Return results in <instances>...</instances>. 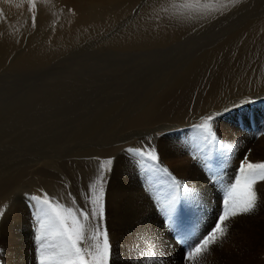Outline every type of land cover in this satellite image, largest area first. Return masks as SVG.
<instances>
[{
  "label": "rangeland",
  "instance_id": "rangeland-1",
  "mask_svg": "<svg viewBox=\"0 0 264 264\" xmlns=\"http://www.w3.org/2000/svg\"><path fill=\"white\" fill-rule=\"evenodd\" d=\"M185 1H171L172 15L169 16H173L175 24L181 20L185 24L182 27L184 33L178 37L177 41L170 40L166 46L161 47L159 50L153 49V51H149L143 47L142 51L139 48L132 47L134 50L118 48L106 50L104 54H99L101 50L96 48V45L106 36H113L119 30L121 31L123 27L122 21L118 22L119 18L113 16L111 26L107 28L108 30H102L93 35L92 29L97 27L94 30L99 31L100 29L98 28L106 24L108 19L106 18V21H103L102 18L98 19V17L93 16L89 10L85 11L84 7L80 9V2L78 0H63L62 5H68L69 9L67 10L70 12V17L66 18L67 21L63 24L64 36L75 34L74 32H77V29L81 30L82 34L86 36H82V40L77 44H68L67 47V44H62L63 46L60 47L59 52L55 53L56 56L51 57L49 61L45 62L43 60H36V57H40L35 55L38 48H35L36 51L31 53V48L29 47H33L34 43H28L25 38V35L34 28V26L32 27L33 22H30L31 24L28 27H18L17 24L13 26L15 21L10 22L8 19L4 18L3 20L2 18L3 24L1 23L0 25L1 46L4 45L2 39L7 32L4 25L5 22L6 24L8 22L7 25L10 22V26H13L12 29L16 28V30L21 31L20 36L11 44L12 46L7 52L4 48L0 50V173H2L0 174V180L11 179L18 181L19 179L16 183H20L21 187L17 191L23 192L28 189V185L30 184L28 179L34 180L37 177L35 179L37 183L38 180L41 182L49 181L48 183L62 186L63 195L70 203L74 197L68 196L69 192L66 189L64 181L57 172L46 168V165H39L37 167L42 168H39L35 172V176L29 174L28 167L34 164V161L40 162L42 157H50L53 161L59 163L60 169L63 168L64 171H71L75 174L76 189L78 190L79 187L84 188H79L80 190H78L82 205H79V203L77 205L83 206L84 191L88 187L86 185H89L91 181V183H95L100 174L97 173V175L94 171V167L97 166H94L87 160L72 157L71 152L75 145L74 132L72 130V139L70 131L66 128H60L65 127L66 123L63 122L69 123L72 120V112H77L79 108L108 104V102L116 103V101L135 104L134 102L140 100H148L151 97L150 94L154 91L153 89H156L158 84L161 87V84L169 80L172 73H176L178 68L191 59L189 56L194 58L198 53H200V56L198 55L197 59H194V63L190 64L187 69H184L186 70L185 73H183L184 70L182 71L178 79L179 81H176L169 91L161 94L158 106L155 107L154 117L157 114L159 117L166 118L174 116L176 115L175 112H178L180 109L184 108L186 110L189 108V104L192 106L194 102L205 101L215 90L220 92L228 91L227 94L231 93V97H229L230 102H242L235 104L230 109L228 119H226L229 121L230 126H236L239 130L234 134V139H236L238 133L242 134L245 131L255 134L256 143H262L264 140V134H262L264 133V125L258 124V119L264 116V97L261 100L253 98V96L259 94V89L255 88V86L245 88L246 91L242 90V88L235 91L231 89L238 86L237 82H240V79L246 75L245 73L252 74L254 72L253 74H255L256 78L261 77L264 73V0H239V3L235 6L229 4L226 8H220L219 4L227 3V0ZM128 2L130 7L127 9V12L122 14L123 18H121L132 21L136 18L138 5L142 1L133 0ZM213 8L217 10H212ZM78 9L82 11L77 13ZM19 13L16 9L9 12L12 17H14V14L18 15ZM34 14H36L35 6L25 16L26 18L19 14V19H22V21L27 18L33 20ZM103 14L102 16H106L105 13ZM199 15L203 17H199ZM176 19L178 22H176ZM20 23L22 24L23 22ZM49 32L51 31H47V34ZM179 39H181V43ZM38 42L42 43L41 46H46L47 44L50 48L53 45L49 42V39L46 41V44L44 41L39 40ZM72 48L76 55L73 53ZM28 51L31 58L34 57L33 59L36 61L34 65L28 64L25 66L26 63L21 64L19 57L22 55L28 56ZM90 53L97 54L92 56L89 55ZM70 58L71 60H69ZM49 82H59L58 87H63L62 93H59L61 97L59 101L62 104L57 101L58 103L52 106L50 103L51 109L49 106H46L45 102L43 103V88H45L47 83L50 84ZM261 92L264 93V90H261ZM154 93L156 94L155 91ZM60 116L62 119H55ZM209 116L213 117L210 123L212 132L216 136L215 142L210 143L209 139L205 138L206 133L203 129H199L200 133L197 135L196 133L190 135L184 134V136H188L189 138V140L186 139L191 145L189 156L190 159L194 160L196 168L201 172L199 181L202 183L195 182L194 185L191 182L188 188V198L185 195L187 193L185 184L175 173L172 176L168 174V177H166L154 170V172H148L152 179L147 181L143 173L140 175L137 172V181L143 187L142 190L147 194L154 213L156 212L159 216L162 225L164 227L167 226L166 228L171 230V237L174 240L169 246L170 253L166 252V250L160 252L158 245L152 246L154 256L158 258L157 263L169 261L167 264H186V253L190 246L209 232L216 223L217 217L222 213L224 197L222 186L234 183L235 179L239 176V169L245 157L249 161L248 151L243 155V158H236L233 164H228L224 161L226 159L225 155L234 154L237 157L238 154L236 155L233 152L234 149L235 151L237 149L232 145V136L228 135L226 137L225 133H223V127L227 128L228 125H219L216 121L217 113L211 111L210 113L198 116V118H192L190 127L196 128V125H202L204 119ZM25 118L28 119L26 120ZM52 123L58 124L53 125L54 127L57 126L55 127V131H60L55 134L56 136L50 134L53 128L51 130L44 129L45 125ZM228 129L230 128L228 127ZM164 134V131H153L150 135H145L141 139L146 141L144 145L150 141L158 155V161H151L149 163L158 164L159 168L165 167L168 169L167 167L172 162L175 163V160L171 159L165 163L166 160L161 159L160 153L157 147H155L156 145L150 140V137L153 135L161 138ZM49 135L51 136L49 137ZM134 140L138 141V138ZM139 147L141 146L139 145ZM222 160L224 161L223 164ZM197 161H200V163H197ZM148 165L146 166L148 167ZM232 166L235 168H226ZM134 167L138 169L142 165L140 162H137ZM108 170L111 171V168H108ZM4 171L6 172L4 173ZM89 174L90 176H87ZM145 174L147 175V173ZM79 175H82V177ZM154 178L157 180H154ZM173 178L179 182V188L173 183ZM107 182L108 178L102 180V184L96 185L95 195L99 196L101 192L103 193L100 203L104 206V215L99 220V224L101 230L106 229L108 232L105 222L104 202L105 185ZM255 188L257 191V209L255 208L249 214L240 215V218H237V216L231 218L228 225L233 227V231L231 232L229 229L226 237L212 246V249L216 250L217 248L216 254H214L215 252H211L213 253L212 256H216L211 258V254H209L210 256L206 257V260L202 258L199 264H264V181L258 182ZM19 195L26 198V195H22V193H19ZM173 196L178 197V200L170 204L169 201L172 200ZM24 202L28 205L27 199ZM165 206L173 209L170 215H165ZM29 218L28 232L29 235H32L34 259L36 264H39L38 249L41 244V241L37 239L40 235L39 223L35 219V215L34 218L33 216H29ZM253 218L257 221L254 222ZM252 221L254 222L253 225L249 224ZM95 223L96 221H93V225ZM241 228L243 232H241ZM230 233L233 235H230ZM111 239L110 237L109 240L113 251L114 241ZM46 242L48 243V241ZM46 242L43 243L46 244ZM136 246L141 250L142 244H137ZM211 260H215V262H211ZM190 263L193 264V262ZM110 264H113L112 255Z\"/></svg>",
  "mask_w": 264,
  "mask_h": 264
},
{
  "label": "bare ground",
  "instance_id": "bare-ground-1",
  "mask_svg": "<svg viewBox=\"0 0 264 264\" xmlns=\"http://www.w3.org/2000/svg\"><path fill=\"white\" fill-rule=\"evenodd\" d=\"M62 1L63 0H31L30 2V0H0V25L1 23L3 24L2 18L3 20L5 18L8 19L10 22L15 21V24H13V26L17 24L18 27L20 26L28 27L33 22V20L27 18V19H23L22 21V19H19V14L23 15L22 17L26 18L25 16H27L29 12L33 9V6H35L36 14L33 15L35 16V23H32V27L34 26V28L33 29L30 28L31 30L27 33V35H25V38L27 39L28 43L29 42H31L32 44L34 43L33 47L32 46L29 47L31 48L30 49L31 53H34V51H36L35 48H38L35 55H38L40 57H36V60H43L44 62L49 61L51 57L56 56L55 53L59 52L60 47L63 46L62 44L65 45L67 44L66 47L68 46V44L74 45L82 40V36H86L83 35L82 31L78 29L77 32H74L75 34H72L70 36L69 35L64 36L65 33L63 31L64 28L63 24L65 23V21H67L66 18L70 17V12L69 10H67L69 9L68 5L63 6ZM78 1L80 2V9L84 7L85 11L89 10V12L93 16L98 17V19L102 18L103 21L106 18L108 19V22L106 24L98 28L100 29L99 31L94 30L97 29V27H94V29H92L93 35L94 33L101 32L102 30L105 31L107 28H109L111 26L113 16L119 18L118 22L120 20L122 21L123 27L121 31L119 30L113 36H109V37L106 36L105 38L101 39V42L98 43V45H96V48H99V50L101 51L104 50L103 52L100 51L99 54L101 53L104 54L106 50L109 51L111 49L114 50L118 48L120 49L129 48L133 50L134 48H139L140 50L143 51L144 49L143 47H145V49L149 51L151 50L153 51V49L159 50L161 47L166 46L170 42V40L177 41L178 37L184 33V31H182L184 22L182 23L181 20L179 21V23L175 24L173 22V16H169L172 15L171 4L173 0H138L139 2L142 1V3L138 5V12L136 18H134L135 20L133 19L132 21L130 20L128 21L125 18H124L125 20L122 19L123 18L122 14H124V12H127V9H129L130 7L128 5L129 4L128 1H133V0H78ZM15 9L18 10V13L20 11L21 12L18 15L14 14V17H12L11 14H9V12ZM80 9H78V11L76 12L77 13L81 12L82 10ZM110 12L113 14H111ZM103 13H105L106 16H102L104 15ZM199 17H203V16L199 15ZM10 22L9 25H7L8 22L7 24L6 22L4 23L7 32L5 34V37H3L2 39L4 45L3 46L0 45V50L4 48L6 49V52L9 48H11L12 46L11 44L17 39V37L20 36V31H21V30L20 31L16 30V28L12 29L13 26H10ZM20 22L23 23L21 24ZM172 22L173 24L171 25ZM176 22H178V20ZM47 31H51V32L47 34ZM48 39L49 42L53 44L52 48H50V46L46 44V41H48ZM39 40L44 41L46 46H41L42 43L40 44V42H38ZM179 40L181 43V39ZM39 49H41L42 52ZM73 53H74V49H73ZM91 53L89 55L94 56L97 54V53L96 54H91ZM27 54L28 56L22 55L21 57H19V61H21L20 63L21 64L26 63L25 66H27L28 64L34 65L35 64L34 62L36 60L33 59L34 57L31 58L29 51ZM198 55L200 56V53H198L196 57H198ZM196 57L192 58L189 56V58L191 59H189V61L186 62L184 65H182L180 68H178L176 70L177 71L176 73H172L171 76L169 77V80L166 83L161 84L162 85L161 87L160 84H158V87L157 88L155 87L156 89H153L156 92V94L153 91L150 94L151 97H149L148 100H140L138 102H134L135 104L121 103L116 101V103L108 102V104H99L98 106L95 105L86 108H79L77 112L76 111L72 112V120L69 123L63 122L66 123L65 127H60L61 129L66 128L68 131H70L72 139H73L72 130L74 132L73 134H74L75 145L73 151L71 152L72 157H75L76 159L87 160L88 162L92 163L94 166H97L94 167L95 168L94 171L96 174L98 173L101 175V162L107 160L112 161L111 164L106 165L104 167L102 175H103V180L108 178V182L105 185V195H104L105 220H106L105 222L108 228L109 238L111 237L114 241V247L112 251L113 264H167L169 261L168 262L162 261L163 263L162 262L157 263L158 258L154 256V250L152 249V246L158 245V249L160 250V252L166 250V252L170 253L169 246L171 245L170 243L174 241L173 238L171 237L172 235L171 230L169 228H166L167 226L164 227L162 225L159 216L156 214V212L154 213L153 211V206L151 205L147 197V194L142 190L143 187L137 181V177H138L137 172H139L140 175H142L143 173L147 181L149 179H152V177L149 175L151 171L154 172L155 170L166 177H168V174L162 171H158L155 168L147 167L146 165L151 164L149 163L151 162L150 160H147L145 158L143 161H141V158L133 156V154L127 151L129 148L139 147V145L142 147L144 143H146V141H143L141 139L142 137H144L145 135H150L153 131L165 132L164 136H161V138H159L156 135H153L150 137V140H152L156 145L155 147H157L161 159L166 160L165 163L171 159L175 160V163L172 162V164H170L169 167H167L168 173H170L171 176L173 173L179 176L183 184H185V189L187 191L185 195H187L186 196L187 198L189 195L188 188L191 185V182L193 184L195 182L201 183L199 181L201 172L196 168L197 166L194 163V160L192 158L190 159L189 156L190 147H191L189 142H187L189 138L188 136H184V134L190 135L196 133L197 135L198 133H200L199 129L190 127L192 118L195 117L198 118V116H201L202 114L210 113L211 111H213L218 115L216 116V121L219 123V125L221 124L228 125L230 129H228V127L226 128L222 126L224 131L223 133H225L224 135L226 137L228 135L232 136L231 138L232 145L235 146V148L237 149V151H235L234 149L233 152L236 155L238 154L237 157L234 154L225 155L226 159L224 161L227 162L228 164H233L234 160H236V158L238 157L243 158V155L247 151L249 153L248 154L249 162L252 163L264 162V140L262 143L261 142L256 143L257 141L255 142V138H254L255 134H251V132H245V131L242 132V134L238 133L236 135V139H234L235 137L234 134L239 130L238 128H236V126L234 127L230 126L229 121L226 119H228V112L230 111V109L235 104L242 102H237V101L230 102L229 97H231V93L227 94L228 91L225 92L223 90L224 92H220L218 90H215L210 96H208V98H206L205 101L194 102L192 106H190L189 104V108H187L186 110H184V108L180 109L178 112H175L176 115L174 116H170L166 118V117H159L158 114L157 115L155 114L156 117H154L153 114L155 111V107L158 106V100L161 94H164L166 91H169L173 87L174 83L176 81H179L178 79L180 78L179 76L182 74V71L185 68L187 69V67L190 64H193L194 59ZM69 60H71V58ZM185 71L186 70H184L183 73H185ZM253 73L252 74L245 73L246 75H244L240 79V82H237L238 86L232 88L231 90L235 91L241 88L242 90H245V88H250L251 86H255V88L257 87V89H259V94L253 96V98L255 100L257 99L261 100V98L264 97V93L261 92V90H264V73L259 78H256L255 74ZM58 83L59 82H54V83L52 82L50 84L47 83L45 88H43L44 100L42 98L41 99L43 100V103L45 102V104H47L46 105L47 107L49 106L50 109H51L50 103L53 106L55 103H58L57 101L61 99L59 93L61 92L63 87L62 86L61 88L58 87ZM55 119L60 120L62 119V117L60 116ZM55 124L56 123L48 124L45 125L44 127V129L47 130H51L53 128L54 132L53 131L50 132L52 136L60 132V131H55L56 130L55 127H57V126L55 127L53 126ZM258 124H262V126L264 125V116L258 119ZM51 135H49V137ZM135 138H138V141H135L134 140ZM132 141L134 142L132 143ZM204 142L206 141L204 140ZM250 142H253L254 144ZM224 161L222 160V164L224 163ZM38 162L39 161L37 162L34 161L33 162L34 164L28 167L30 175L35 176V172L39 168H42L37 166L46 165V168L54 170V172H57L59 174V176L64 181L66 189L68 190L69 193H71V196H73L76 199L77 203H79V205L82 203L81 202L82 200L80 201V195H79L80 193H78V190H80L79 188L81 187H79L80 186L79 185L78 190L76 189L75 174H73L71 171L66 172L63 170V168L60 169L59 163L53 161L50 157H42V160L39 163ZM137 162H140L142 167L136 169L134 166L135 163ZM198 162L200 163V161H197V163ZM108 168H111V171H109ZM226 168L231 169L235 167L232 166ZM90 169L92 170V168ZM5 172L6 171H4V173ZM145 173H147V175ZM82 175L79 176L82 177ZM87 176H90V174ZM195 178H197L198 180ZM35 179L34 180L28 179L30 184L28 185V189L23 192L17 191V189L21 187L19 185L20 183H16L19 181V179L18 181L11 179L0 180V204L8 205L7 211L0 218V264L1 262L2 264H36V261L34 259V248H33L34 246H32V235H29L28 232V227H29L28 222L30 219L29 216H33L34 218L35 215V209L33 208L34 202L30 199L31 196H36V195L43 196L44 193H47L49 194L50 197L60 200L65 204H70L68 199H66L65 196L63 195L62 186L60 185L57 186L54 183L52 184L48 183L49 181L41 182L38 180L37 183ZM154 180L157 179L154 178ZM85 182L83 183L85 184ZM91 182L90 184H92ZM86 186H88V184ZM162 187L164 186L162 185ZM19 193H22V195H26V198L23 196L21 197L20 196L21 194L19 195ZM95 194H96V190H95ZM24 198L25 200L27 199L28 205L25 204ZM237 218H240V215H238ZM255 221L257 220L254 219V222ZM234 222L236 223V221ZM254 222L253 221L249 222V224L253 225ZM242 228H241V232H243L244 229ZM229 229L231 230V232L233 231V227L231 225H228V231ZM230 235L233 234L230 233ZM135 244L136 245L142 244L141 250H139ZM212 250H210V252L206 254L204 260H206V257L210 256L209 254H211V258L216 256V255L212 256V254L214 252H215L214 254H216L217 248L216 250L214 248ZM212 261L215 262V260H211V262ZM185 263L192 264L190 262L188 263V261L187 262L185 261Z\"/></svg>",
  "mask_w": 264,
  "mask_h": 264
},
{
  "label": "snow or ice",
  "instance_id": "snow-or-ice-1",
  "mask_svg": "<svg viewBox=\"0 0 264 264\" xmlns=\"http://www.w3.org/2000/svg\"><path fill=\"white\" fill-rule=\"evenodd\" d=\"M237 3L239 0H227V3H220L219 7L226 8L229 4L235 6ZM212 119L213 117L209 116L204 119L202 125L195 126L197 129H203L206 133L205 138L209 139L210 143L216 141L210 123ZM127 151L141 158V161L145 158L153 162L158 161L156 150L150 142L142 147L129 148ZM111 163V160L101 162V175L95 183L89 184L85 189L83 206L77 205L75 198H72L70 204H65L47 193L43 196L30 197L34 202L33 208L40 229V235L37 237L41 241L38 249L39 264H110L112 246L107 230H101L99 224V220L104 215L100 203L103 193L101 192L99 196L95 195V188L103 180L104 167ZM148 167L170 175L168 169L159 168L158 164H150ZM261 181H264V162L252 163L245 157L235 182L222 186L224 197L221 215L217 217L216 223L209 232L190 246L186 253L187 261L199 264L212 246L226 237L231 218L255 210L257 204L255 185ZM173 183L179 188V182L175 178ZM68 195L71 196V193ZM177 200L178 197L173 196L169 203L172 204ZM7 208V204H0V217L5 214ZM172 210L165 206V215H170ZM93 221H96L95 225ZM44 241L48 243L45 244Z\"/></svg>",
  "mask_w": 264,
  "mask_h": 264
}]
</instances>
